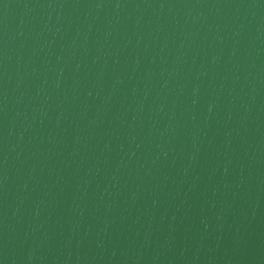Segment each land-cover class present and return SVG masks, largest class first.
Returning a JSON list of instances; mask_svg holds the SVG:
<instances>
[{
  "label": "water",
  "instance_id": "obj_1",
  "mask_svg": "<svg viewBox=\"0 0 264 264\" xmlns=\"http://www.w3.org/2000/svg\"><path fill=\"white\" fill-rule=\"evenodd\" d=\"M0 264H264V0H0Z\"/></svg>",
  "mask_w": 264,
  "mask_h": 264
}]
</instances>
